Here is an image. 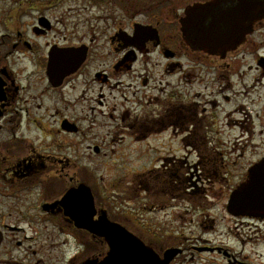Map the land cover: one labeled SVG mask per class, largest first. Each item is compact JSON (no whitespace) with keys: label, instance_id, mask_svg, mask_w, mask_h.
<instances>
[{"label":"flooded vegetation","instance_id":"af4514ba","mask_svg":"<svg viewBox=\"0 0 264 264\" xmlns=\"http://www.w3.org/2000/svg\"><path fill=\"white\" fill-rule=\"evenodd\" d=\"M76 1L0 0V264H102L90 188L94 219L105 211L136 238L135 264H264V209L228 208L239 187L264 186V0L242 9L257 16L242 42L217 52L192 48L182 25L215 0ZM128 146L165 156L101 205L90 152Z\"/></svg>","mask_w":264,"mask_h":264},{"label":"water","instance_id":"95a60500","mask_svg":"<svg viewBox=\"0 0 264 264\" xmlns=\"http://www.w3.org/2000/svg\"><path fill=\"white\" fill-rule=\"evenodd\" d=\"M222 1L196 4L187 11L188 18L182 22V25L185 40L192 48L209 52L234 48L244 39L243 33H239V30L242 27L249 30L257 18L255 14H241L242 9H255L256 5H262L255 0V4L250 7L240 5L236 9L220 8L219 15L212 16L211 20L202 14L208 10V5H219ZM211 8L213 9V6ZM262 197H264V186L244 185L232 193L228 208L231 211L264 209ZM96 214L94 196L90 188V225L88 227L85 223L84 226L90 228V233L93 235L104 237L110 246V252L102 264H135L139 246L134 235L120 224L111 222L105 211L97 220L94 219ZM143 258L147 257L143 256Z\"/></svg>","mask_w":264,"mask_h":264},{"label":"rangeland","instance_id":"374dc122","mask_svg":"<svg viewBox=\"0 0 264 264\" xmlns=\"http://www.w3.org/2000/svg\"><path fill=\"white\" fill-rule=\"evenodd\" d=\"M113 1L124 5H158L159 3H163V5H184L189 0H171L170 2L168 0H90V3L88 0H77V4L74 5H108L109 3H113ZM98 11H101L99 7L93 9L90 7V16L98 13ZM100 27L102 26L96 27L94 25V29H92V25H90V37L94 30L96 32L94 34L98 36ZM80 28L79 33L85 30L83 25ZM98 51L101 50L98 49ZM220 140L226 142L230 138L226 137ZM175 155L177 157H184L183 153H176ZM161 156H165V153H146L130 146L123 153L115 154L114 156L96 155L90 152V183L92 184L96 199H99L98 202L103 205L108 204L107 201H109L112 207L115 208L116 205L120 204L122 194L119 192L120 189L113 185L123 179V183L127 184L138 173L150 167L154 159L156 160V158ZM127 211L131 212V210ZM142 220L146 223V220H152V216H144Z\"/></svg>","mask_w":264,"mask_h":264}]
</instances>
